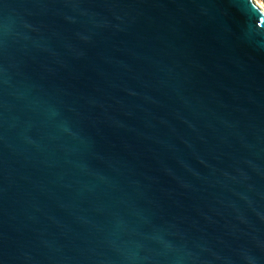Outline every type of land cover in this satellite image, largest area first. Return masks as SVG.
I'll return each mask as SVG.
<instances>
[{"label": "water", "instance_id": "95a60500", "mask_svg": "<svg viewBox=\"0 0 264 264\" xmlns=\"http://www.w3.org/2000/svg\"><path fill=\"white\" fill-rule=\"evenodd\" d=\"M0 264H264V10L0 0Z\"/></svg>", "mask_w": 264, "mask_h": 264}, {"label": "rangeland", "instance_id": "374dc122", "mask_svg": "<svg viewBox=\"0 0 264 264\" xmlns=\"http://www.w3.org/2000/svg\"><path fill=\"white\" fill-rule=\"evenodd\" d=\"M264 10V0H254Z\"/></svg>", "mask_w": 264, "mask_h": 264}]
</instances>
